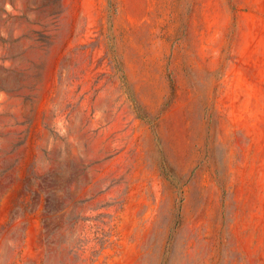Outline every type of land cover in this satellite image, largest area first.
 <instances>
[{
    "label": "rangeland",
    "instance_id": "obj_1",
    "mask_svg": "<svg viewBox=\"0 0 264 264\" xmlns=\"http://www.w3.org/2000/svg\"><path fill=\"white\" fill-rule=\"evenodd\" d=\"M187 3L221 62H125L120 0H0V264H264V0Z\"/></svg>",
    "mask_w": 264,
    "mask_h": 264
},
{
    "label": "crops",
    "instance_id": "obj_2",
    "mask_svg": "<svg viewBox=\"0 0 264 264\" xmlns=\"http://www.w3.org/2000/svg\"><path fill=\"white\" fill-rule=\"evenodd\" d=\"M187 6V0H120L118 10L114 14V26L118 33V48L125 57L124 61L221 62V46L218 54H210L208 58L205 43L190 42L188 47L191 51L186 54L182 45L175 41L182 37ZM156 22L158 25L167 22L174 24L173 33L165 37V40L167 38L170 41H164L160 49V42L154 37L146 36V32L151 30Z\"/></svg>",
    "mask_w": 264,
    "mask_h": 264
}]
</instances>
